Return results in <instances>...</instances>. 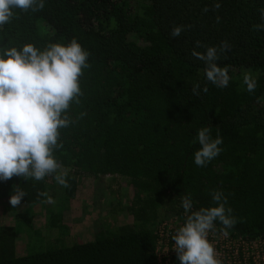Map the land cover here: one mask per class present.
I'll return each instance as SVG.
<instances>
[{
	"label": "trees",
	"instance_id": "trees-1",
	"mask_svg": "<svg viewBox=\"0 0 264 264\" xmlns=\"http://www.w3.org/2000/svg\"><path fill=\"white\" fill-rule=\"evenodd\" d=\"M216 3L220 8L212 10ZM260 8L264 0H45L42 11L14 10L11 23L0 27V53L28 43L43 50L75 38L90 53V67L80 78V104L68 113L75 122L60 129L63 147L54 153L68 170L70 187L57 186L54 175L0 181V204L19 187L26 193L21 204L28 207L15 213L13 223H0V264H159L160 222L184 215L181 198L187 194L193 211L217 206L213 191L224 193L226 208L238 221L226 230L264 234ZM177 25L187 27L173 38ZM196 41L216 47L228 41L231 49L218 61L228 68L227 87L206 80L204 63L191 55ZM246 72L256 81L254 92L243 83ZM195 84L199 95L192 93ZM81 113L86 115L77 119ZM204 127L223 143L220 154L199 167L194 153ZM83 174L124 177L133 197L126 223H95L89 226L91 238L69 242L75 225L66 211ZM45 203L46 227L54 239L20 249V236L34 232L32 207ZM216 227L223 229L218 221Z\"/></svg>",
	"mask_w": 264,
	"mask_h": 264
},
{
	"label": "clouds",
	"instance_id": "clouds-1",
	"mask_svg": "<svg viewBox=\"0 0 264 264\" xmlns=\"http://www.w3.org/2000/svg\"><path fill=\"white\" fill-rule=\"evenodd\" d=\"M45 0H0V27L11 23L14 10L25 13L42 11ZM220 8L213 5L212 10ZM203 11H209L208 8ZM260 19L264 21V8L258 9ZM220 17H217L219 22ZM187 26H174L170 36L178 38ZM257 27L264 29V23ZM204 48L200 52L196 49ZM228 41H222L219 47L206 46L195 42L191 55L204 63V75L208 82L218 88L227 87L230 81L228 68L221 67L218 61L221 53L230 51ZM90 53L73 38L67 45L50 43L40 50L28 43L21 49L5 48L0 53V181L7 182L13 177H23L41 181L53 176L56 182L69 188L68 170L55 158V151L63 147L60 143V129L67 128L75 121L68 115L73 104H80L83 91L80 78L84 70L90 67ZM248 92H254L256 81L249 72L243 76ZM200 85L192 87V93L199 95ZM207 93L208 88L202 89ZM264 99V98H262ZM86 113H81L82 118ZM208 127L198 131L197 140L201 147L194 153V163L204 167L216 158L223 143L219 135L212 139ZM46 195V193H40ZM217 205L193 211L191 194L182 196L186 222L172 237L174 251L179 264H222L213 243L208 239L216 222L226 229L238 222L227 207V197L222 191L211 193ZM26 193L19 187L14 188L9 203L19 207Z\"/></svg>",
	"mask_w": 264,
	"mask_h": 264
},
{
	"label": "rangeland",
	"instance_id": "rangeland-1",
	"mask_svg": "<svg viewBox=\"0 0 264 264\" xmlns=\"http://www.w3.org/2000/svg\"><path fill=\"white\" fill-rule=\"evenodd\" d=\"M57 186L60 187L59 184ZM132 197V187L128 179L124 177L118 175L94 177L83 174L80 178L77 194L69 201L66 211L75 225L73 234L69 235V242H72L73 239L77 240V238L79 240L91 238L93 234L89 226L93 225L94 227L95 223L112 226L126 223ZM45 205L46 203L32 207L34 232L29 238L20 236V249H24L27 242L45 245L48 240L54 239L53 236H49L53 231H47ZM26 207L27 205L21 204L14 209L9 202L0 204V223H13L15 213L25 210ZM81 223H85L88 227L84 229L81 227Z\"/></svg>",
	"mask_w": 264,
	"mask_h": 264
},
{
	"label": "built area",
	"instance_id": "built-area-1",
	"mask_svg": "<svg viewBox=\"0 0 264 264\" xmlns=\"http://www.w3.org/2000/svg\"><path fill=\"white\" fill-rule=\"evenodd\" d=\"M183 216L172 215L160 222L155 238V248L159 264H179L174 251L172 237L186 222ZM215 226L208 239L213 243L217 258L222 264H264V234L248 237Z\"/></svg>",
	"mask_w": 264,
	"mask_h": 264
}]
</instances>
